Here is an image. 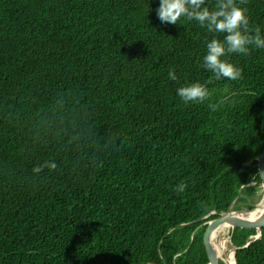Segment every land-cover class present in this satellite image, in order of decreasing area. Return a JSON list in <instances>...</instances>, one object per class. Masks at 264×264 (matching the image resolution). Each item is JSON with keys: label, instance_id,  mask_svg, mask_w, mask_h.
Here are the masks:
<instances>
[{"label": "trees", "instance_id": "16d2710c", "mask_svg": "<svg viewBox=\"0 0 264 264\" xmlns=\"http://www.w3.org/2000/svg\"><path fill=\"white\" fill-rule=\"evenodd\" d=\"M236 3L264 38V0ZM158 7L0 0V264H209L207 223L256 209L264 48L227 54L241 77L216 80L204 57L225 34ZM197 82L210 97L185 103ZM236 263L264 264V228Z\"/></svg>", "mask_w": 264, "mask_h": 264}, {"label": "clouds", "instance_id": "9594fccd", "mask_svg": "<svg viewBox=\"0 0 264 264\" xmlns=\"http://www.w3.org/2000/svg\"><path fill=\"white\" fill-rule=\"evenodd\" d=\"M205 5L206 0H159L156 13L162 23L178 24V20L185 17L189 21H197L209 32L225 34L223 40L213 38L207 43L204 67L214 74L216 80L222 78L237 80L241 77L242 70L223 57L230 53L248 55L250 46L257 49L264 48L261 30L256 27L253 34V29L249 27L247 9L239 7L236 0H217L214 9ZM168 76L172 81L177 80L175 70L170 71ZM211 82V80L208 81V83ZM178 95L185 103H202L210 97L211 93L205 84L197 82L179 88ZM209 107L215 110V105L209 104ZM56 167L55 162L45 161L33 171L39 174L44 168L56 169ZM186 187V184L181 183L176 191L182 192Z\"/></svg>", "mask_w": 264, "mask_h": 264}, {"label": "water", "instance_id": "95a60500", "mask_svg": "<svg viewBox=\"0 0 264 264\" xmlns=\"http://www.w3.org/2000/svg\"><path fill=\"white\" fill-rule=\"evenodd\" d=\"M257 167H258V173H259L260 178H261V186H262L263 191H264V151L262 152V154L258 158ZM232 208H233V206L230 208V210L227 213H224L221 218L214 219V220L207 223V228L205 230L204 237H203V243H204L205 250L207 252L209 264H220V262L225 263L224 259L226 258V256L224 258V257H220L217 254V251L213 247V241H212V235H213L214 231L217 228H219L220 226H222L223 224H225V223L229 224L232 227V229L240 228V229H246V230H255V232H256L255 235H252L249 237L247 243L244 246H242L240 248L234 247L231 250L233 253L235 264H237L236 263L237 252L240 249L246 248L251 243L259 240L262 236V230L264 228V215L256 221L243 220L238 216L230 217V216H228V214L245 213V212L253 213L255 211V209L252 211L251 210H243V211H239V212H234V211H232Z\"/></svg>", "mask_w": 264, "mask_h": 264}, {"label": "bare ground", "instance_id": "6f19581e", "mask_svg": "<svg viewBox=\"0 0 264 264\" xmlns=\"http://www.w3.org/2000/svg\"><path fill=\"white\" fill-rule=\"evenodd\" d=\"M263 215H264V201H263V203H261L255 209V211L253 213H246L245 212V213H231V214H228V216H230V217L238 216V217H240L243 220H251V221H256V220L260 219ZM229 229H232V227L229 224L225 223V224H223L222 226H220L219 228H217L214 231V233L212 235L213 247L215 248V250L217 251V254L220 257H224L225 258V256H226L225 259L223 258L224 261H225L224 264H235L232 251H228L227 250L228 241L225 238H224L225 240L222 241V242H219V244H217L216 241H215V238H217L219 234L226 235L227 231Z\"/></svg>", "mask_w": 264, "mask_h": 264}, {"label": "rangeland", "instance_id": "374dc122", "mask_svg": "<svg viewBox=\"0 0 264 264\" xmlns=\"http://www.w3.org/2000/svg\"><path fill=\"white\" fill-rule=\"evenodd\" d=\"M257 199H258V202H257V206H256V208L261 204V203H263V201H264V191H263V188H262V186H261V189H260V191H259V193H258V197H257ZM244 210H248V209H244ZM246 213H249V212H246ZM232 229H229L228 231H227V234L226 235H222V234H219L218 235V237L217 238H215V241H216V243L217 244H219V242H222V241H224L225 239L228 241V243H227V250L228 251H231L232 249H233V247H234V245H233V243H232V239H231V231ZM225 238V239H224ZM217 239V240H216ZM231 240V241H230Z\"/></svg>", "mask_w": 264, "mask_h": 264}]
</instances>
